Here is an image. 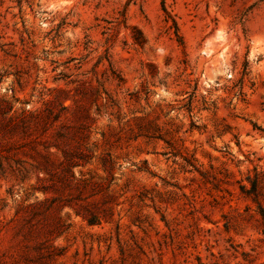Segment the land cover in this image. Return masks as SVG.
I'll use <instances>...</instances> for the list:
<instances>
[{"label": "rangeland", "instance_id": "1", "mask_svg": "<svg viewBox=\"0 0 264 264\" xmlns=\"http://www.w3.org/2000/svg\"><path fill=\"white\" fill-rule=\"evenodd\" d=\"M0 264H264V0H0Z\"/></svg>", "mask_w": 264, "mask_h": 264}]
</instances>
